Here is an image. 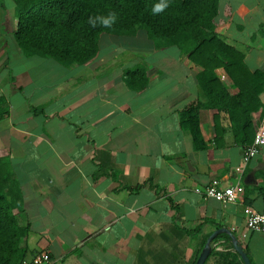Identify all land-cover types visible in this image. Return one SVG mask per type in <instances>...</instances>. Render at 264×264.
<instances>
[{"label":"crops","instance_id":"1","mask_svg":"<svg viewBox=\"0 0 264 264\" xmlns=\"http://www.w3.org/2000/svg\"><path fill=\"white\" fill-rule=\"evenodd\" d=\"M8 1L0 0V160L21 195L14 213L23 259L46 252L51 264H194L216 233L204 264L235 254L230 236L251 264H264V234L249 231L243 215L244 207L264 213V148L244 164L243 142L224 115L216 146L205 107L203 149L180 126L182 110L206 102L202 69L140 30L103 35L97 57L80 66L27 57L8 41L16 26ZM214 26L244 50L250 71L264 72V0H219ZM140 67L147 84L132 90L126 73ZM259 98L264 107V92ZM251 122L254 135L264 109ZM212 180L240 185L239 201L194 192Z\"/></svg>","mask_w":264,"mask_h":264},{"label":"trees","instance_id":"2","mask_svg":"<svg viewBox=\"0 0 264 264\" xmlns=\"http://www.w3.org/2000/svg\"><path fill=\"white\" fill-rule=\"evenodd\" d=\"M219 0H167L168 7L153 14L160 0H12L9 9L15 19L13 40L27 57L49 58L69 67L84 65L97 57L103 35H131L144 31L157 48L176 47L182 56L202 71L197 83L205 103L187 106L179 113L180 126L187 130L194 150L204 148L199 129L198 111H212L213 139L216 146L223 132L221 116L235 126L233 134L242 140L243 149L253 139L251 114L264 109V72L250 71L244 63L245 52L215 32L214 20ZM118 13L111 28L87 23L89 16ZM220 70L230 81L228 91L216 74ZM147 84L144 67L126 73V85L132 90ZM0 101L3 102L0 98ZM4 113L0 108V118ZM20 191L13 182L7 164L0 160V264H20L24 250L20 239L24 230L18 225ZM225 256L224 264H243L239 256Z\"/></svg>","mask_w":264,"mask_h":264},{"label":"built area","instance_id":"3","mask_svg":"<svg viewBox=\"0 0 264 264\" xmlns=\"http://www.w3.org/2000/svg\"><path fill=\"white\" fill-rule=\"evenodd\" d=\"M264 148V125L257 128L252 142L242 150L243 163H248L256 157ZM194 192L205 200H213L221 204L235 203L239 201L243 188L238 185L221 187L219 182L212 180L204 188H196ZM243 215L246 228L251 232L264 234V213H259L251 207L243 208ZM20 264H51L48 253L40 252L30 260H23Z\"/></svg>","mask_w":264,"mask_h":264},{"label":"clouds","instance_id":"4","mask_svg":"<svg viewBox=\"0 0 264 264\" xmlns=\"http://www.w3.org/2000/svg\"><path fill=\"white\" fill-rule=\"evenodd\" d=\"M168 7L167 0H160V2L155 3L152 7L153 14L163 12ZM118 18V13L115 11H109L106 16L96 15L89 16L87 23L89 26L95 28L98 24L105 28H111V26L116 23Z\"/></svg>","mask_w":264,"mask_h":264},{"label":"water","instance_id":"5","mask_svg":"<svg viewBox=\"0 0 264 264\" xmlns=\"http://www.w3.org/2000/svg\"><path fill=\"white\" fill-rule=\"evenodd\" d=\"M216 233H213L206 241L204 247L202 248L201 252L199 253L196 261L194 264H204L205 260L207 259L210 253V243L213 241L214 236ZM232 247L234 252L239 256L240 260L243 264H251L247 254L244 252L242 247L237 244V241L234 237L230 236Z\"/></svg>","mask_w":264,"mask_h":264},{"label":"rangeland","instance_id":"6","mask_svg":"<svg viewBox=\"0 0 264 264\" xmlns=\"http://www.w3.org/2000/svg\"><path fill=\"white\" fill-rule=\"evenodd\" d=\"M5 1H7V2H9L8 0H5ZM5 26L6 25H4V27H3V29H5ZM112 35H115V34H112ZM133 34H131V35H128V34H125V35H122V36H132ZM7 36V35H6ZM9 39H8V41H9V43H12L14 40H13V36H7ZM257 44H262V41H259V42H257Z\"/></svg>","mask_w":264,"mask_h":264}]
</instances>
